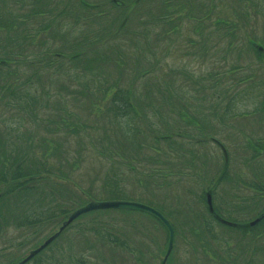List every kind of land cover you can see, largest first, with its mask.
<instances>
[{
    "label": "rangeland",
    "instance_id": "1",
    "mask_svg": "<svg viewBox=\"0 0 264 264\" xmlns=\"http://www.w3.org/2000/svg\"><path fill=\"white\" fill-rule=\"evenodd\" d=\"M82 1L89 4L104 3L102 8L94 9L105 12L99 17L96 26L115 23L110 32L115 37L109 45L128 54L125 58V68L130 75L152 69L149 79L139 81L137 89L140 90L135 92L134 98L143 94V88L152 93L149 100L139 97L144 102H152L155 110H160L161 117L153 110L149 111L155 117L157 129L165 127L182 135L184 141L180 143L184 150L181 159L179 153L164 149L166 152L161 156L159 151L144 148L137 158L131 156L133 164L139 173L151 169L155 171V175L141 176L119 162L120 156L115 153L120 151L114 149V155L108 151L107 147H114L117 142L102 140L104 135L109 133L110 125L107 131L103 129L104 117L100 115L110 95H107L105 100L98 98L96 101L85 100L81 95L72 96L69 93L64 94L61 106L82 117L81 121L92 136L90 138L94 145L87 144L89 140L85 131L76 129L75 132H69L73 126H64L59 135L67 133L69 143L62 150V171L85 192L93 184L94 189L103 186L110 163L126 171L125 175L120 173L118 177L121 186L125 187L130 196L128 199L138 201L139 198L153 203L154 205H149L154 209L158 210L159 207L164 213H169L167 220L176 227L173 249L167 264H214L216 260L206 253L207 247L216 252V247L221 243L225 248H234L236 253L237 245L250 246L254 242L255 232L249 235L248 232L220 226L210 217L202 197L205 198V192L213 187L221 171L223 154L228 153V170L223 181L213 188L212 199L218 210L216 212L228 220L246 222L264 207V113H251L252 109L264 103V60L255 55L249 44L254 41L264 47V0H140L137 3H134L135 0H118L127 4L120 9L111 8L109 3H106L107 0ZM70 3L72 7L77 6L78 0ZM160 16H164L167 21L163 24L155 23V19ZM124 19L126 20L123 21ZM222 22H225V25H222ZM120 25V32L113 33ZM66 28L72 36H77L71 32V26ZM103 33L101 36H108L106 31ZM220 36H226V39L218 44ZM136 42L140 43L138 53L134 48ZM227 44L230 46L228 49ZM142 47L150 49L148 54L142 52ZM236 64L240 65V70L232 72L233 75L227 74V81H235L247 74H253L249 82L239 83L235 89L236 95H240V91L252 83H255L257 88L259 86V89L255 91V95H250V99H243L242 96L238 98L240 102L234 112H240L241 115L226 117L229 127L225 129L216 118L210 116L211 112L205 111L210 103L201 98L197 99L195 87L198 86V90L200 88L199 94L203 93L204 99L210 100L211 92L207 90L209 79L203 82L201 80L209 75L213 78L217 72H227ZM184 72L189 73L190 81L185 78ZM24 74L28 76L30 72ZM168 82L178 96L175 93H167ZM194 82L197 85H193ZM206 82L207 88H204L201 84ZM83 83L86 82H77L70 75L64 74L58 79L41 82L48 87L57 88L63 85L72 87L73 90L82 88ZM41 84L32 83L26 86H34L39 91ZM128 85L130 86L129 81L125 86ZM180 86L184 88L183 91L178 89ZM56 102V99L52 101L50 109L53 111L56 110L53 107ZM202 104L205 107H201ZM2 109L0 102V118ZM201 112H206L207 115L203 118ZM46 113L48 114L47 111ZM64 114L61 112V115ZM192 120L198 125L194 126ZM213 137L224 143L226 150L212 143ZM108 138L114 141V136ZM247 141L259 142L263 146L262 152L254 154ZM0 147H3L0 150L8 148L5 144H0ZM165 147L166 145H161V148ZM185 148L195 154L194 158ZM110 156L115 157V162ZM125 158L130 161L128 156ZM2 160L0 159V169L2 166L7 167L8 163L11 164ZM156 169L162 172H156ZM50 180L54 181V184H68L65 178L57 180L50 177ZM50 180H43L41 183L50 184ZM17 182L19 184L22 180ZM251 183L259 184L260 190ZM69 187L72 193L80 195L75 187ZM7 188L9 186L0 183V196ZM55 196L58 198L56 193ZM37 199L38 196L32 193L0 202V262L13 258L7 264L16 263L22 255L37 247L61 225L59 221L44 223L37 242L33 241L29 247H16L24 244L26 238L24 235L19 236L15 231L24 234L26 228H19L20 221H11L15 216L10 211L13 209L22 214L26 210H21L28 208L27 212H31L34 208H39V204L35 203ZM65 202L68 203V208L76 210L89 201L75 202L71 197ZM153 218L144 212L127 210H99L84 214L62 232L52 248L40 255L39 261L42 264H79L78 261L82 258L87 264H160L167 249L168 235L165 228ZM32 237L34 239V236ZM11 240L17 241L11 243ZM122 244H126L128 249H123ZM245 250L249 256V249ZM253 256H257L256 264H260L262 254ZM244 260L238 257L236 264H246Z\"/></svg>",
    "mask_w": 264,
    "mask_h": 264
},
{
    "label": "trees",
    "instance_id": "2",
    "mask_svg": "<svg viewBox=\"0 0 264 264\" xmlns=\"http://www.w3.org/2000/svg\"><path fill=\"white\" fill-rule=\"evenodd\" d=\"M71 1L73 0H0V102L3 105L0 118V144L8 146V148L0 150V159H3L2 162H11L7 167L2 166L0 169V183L9 186L7 190L2 191L0 202L10 201L11 198L18 199L33 193L34 196H38L35 203L39 204V208H34L35 212L33 210L31 215L34 218H41L43 224L46 220L49 223L52 218H56L59 224L63 223L74 211L73 208H68V203L65 202L71 197L75 202L130 200L128 199L130 196L125 187L121 186V180L118 177L120 173L125 175L126 171H122L113 163H110L109 171L105 174L106 179L103 180V186L94 189L93 184L86 192L62 171L64 168L61 161L62 150L69 143L66 137L67 133L59 135L64 126H73L69 132L72 130L75 132L76 129L85 131L86 138L89 140L87 144L94 145L90 138L92 136L81 121L82 117L65 109V106H61L64 94L81 95L85 100L96 101L98 98L105 100L106 96L110 95L104 105L105 109L100 115L104 117L102 128L107 131L108 125H110L109 133L104 135L102 140L108 139L109 142L118 143L115 144V148L111 146L107 149L112 155H114L112 152L114 149L120 151V153H115L120 156L119 162L131 171L139 173L131 156L137 158L144 148L159 151L161 156L166 152L165 150L179 153V157L183 158L184 149L180 143L184 141L182 135L165 127L157 129L154 122L155 117L149 111L151 109L161 117L160 110H155L152 102H144L140 99V97H144L149 100L152 93L143 88V94L134 98L140 90L137 89L139 81L149 79L152 69H148L147 72L141 71V74L134 73V75H130L126 70L127 53L109 45L115 37L110 34L115 23L96 26L99 17L105 12L94 9L102 8L104 3L89 4L86 1L78 0V5L72 7ZM115 1L107 0L106 3H109L111 8L120 9L122 4H117ZM139 1L135 0L134 3ZM166 21L164 16L155 19V23L163 24ZM224 23L221 24L225 25ZM121 25L113 33H119ZM67 26H71V32L77 36H72L66 28ZM104 31L108 36H101ZM224 39L226 36H220L218 44H221ZM249 44L255 55L264 60L250 42ZM229 47L227 44L226 48ZM134 48L138 53L140 43L136 42ZM149 50L143 48L142 52L148 54ZM130 51L134 53L132 50ZM238 58L239 53L236 56L237 60ZM237 70H240L238 64L233 65L227 72L215 73L214 79L209 75L208 78L201 80L203 82L209 79V88H207V82L201 85L210 90L212 96L210 100L204 99L203 93L199 94L200 88L198 90V86L195 87L197 99L201 98L210 103V107L208 106L205 111L211 112L210 116L218 119L219 122H222L226 117L241 115L240 112H234L240 102L238 98L242 96L243 99H250V95H255V91L259 89V86L257 88L256 84L252 83L245 90L240 91V95H236L235 89L239 83L249 82L253 77V74H247L235 81L229 78L228 81L225 79L228 77L227 74L236 73ZM28 71L30 75L24 76V73H28ZM63 74L70 75L77 82L86 83H83L82 88L77 90L63 85L54 88L41 84V82L58 79ZM183 75L190 81L188 72H184ZM128 81L130 86H125ZM32 83L33 85L41 84L39 87L41 91H38L34 86L32 88L26 86L27 84L32 85ZM195 83L193 85H197ZM171 87L172 85L168 82L166 84L167 93L177 95ZM178 89L183 91L184 88L180 86ZM160 93L164 95L162 92ZM54 99L57 100L53 106L55 111L50 109ZM201 107L205 106L202 104ZM258 111L264 113V103L252 109L251 113L255 114ZM61 112L65 114L61 115ZM206 112L200 113L203 114V118L207 115ZM6 115L9 116L6 117ZM110 136H114V141L108 138ZM185 137L187 138V136ZM203 138L202 136L204 141ZM161 145H166V147L161 148ZM247 145L251 147L254 154L262 152L261 147L263 146L257 141L247 142ZM185 151L191 152L187 148ZM191 153L194 158L195 154ZM125 156H128L130 161ZM110 159L114 162L116 160L114 156H110ZM67 164L69 165L68 161ZM157 171L161 170L156 169ZM6 172L9 177L6 176ZM153 173L155 171L149 169L147 172L139 174L153 177L155 175ZM50 177L57 180L65 178L69 185H62L60 182L54 184ZM223 177L220 178L221 182ZM48 179L50 184L41 183ZM19 180L22 182L17 184ZM69 186L79 190L80 195L72 193ZM252 186L258 187V190L261 187L257 183ZM44 188L46 189L44 190ZM202 198L204 200V197ZM137 200L148 206L153 204L143 199L138 198ZM157 208V211L167 219L169 213H164L159 207ZM215 210L218 211L216 207ZM153 219L164 229L157 219ZM172 226L175 231V225ZM121 247L128 249L126 244H122ZM80 259L79 264H87L84 259Z\"/></svg>",
    "mask_w": 264,
    "mask_h": 264
},
{
    "label": "flooded vegetation",
    "instance_id": "3",
    "mask_svg": "<svg viewBox=\"0 0 264 264\" xmlns=\"http://www.w3.org/2000/svg\"><path fill=\"white\" fill-rule=\"evenodd\" d=\"M264 209V207L262 208V210ZM26 210V211H25ZM28 209H22L21 211H25L24 213H20L18 211H13V209L10 211L12 212V214L15 216V218L11 219L12 222L18 223V221H20L21 223L19 225H21V228L25 227V231L24 234H20L17 231H15L19 236L24 235L25 239V243L16 246L18 247H29L31 245V243L33 241H36L38 238H40L41 236V228L43 225V222H41V218H37L33 215H31V212H27ZM262 210H260L262 212ZM35 212V210H34ZM39 220V221H38ZM52 221H55V223L57 222L56 218H52ZM45 223H48V220L45 221ZM224 226V225H222ZM33 227V229H29ZM226 227V226H224ZM226 228H230V229H234L231 227H226ZM239 231H244L246 230L249 235L250 234H254L255 232V237H254V242L250 244V246H238L237 245V251L235 253V249L233 248V250L231 249L230 246L228 247H224L221 243L219 244L220 246L216 247V252L213 251L210 247L206 248V253L214 258V260H216V263L214 264H236V259L238 257L240 258H244L245 263L246 264H256L257 263V256H253L256 254H262V256H260L259 259V263L261 264V262H264V219L262 221H260V223L254 225V226H250V227H246L243 229H237ZM52 235V233H51ZM47 236L45 239L42 240V242L35 247L34 249L29 250L25 255H22L21 258H19L18 262L23 261L25 258L28 257V255L30 254V252L32 250H36L38 249L40 246L43 245V243L51 236ZM34 236V239L33 237ZM17 240H11L10 242H14ZM20 242V241H18ZM37 242V241H36ZM56 242V240L51 241L46 247H44L42 250H40L35 256L31 257L27 262H25L24 264H42L41 261H39V257L41 254H43L46 250H49L52 248V246L54 245V243ZM213 242V241H210ZM202 244L206 245L205 242H202ZM12 246V245H11ZM49 248V249H48ZM245 249H249V256H247L248 251ZM2 256H0L1 258ZM54 259V258H53ZM13 258L7 262H0V264H7L10 263V261H12ZM264 264V263H262Z\"/></svg>",
    "mask_w": 264,
    "mask_h": 264
},
{
    "label": "water",
    "instance_id": "4",
    "mask_svg": "<svg viewBox=\"0 0 264 264\" xmlns=\"http://www.w3.org/2000/svg\"><path fill=\"white\" fill-rule=\"evenodd\" d=\"M256 50L258 53L264 57V48L260 45H255ZM227 167V159L225 158L224 161V167H223V172L224 173L225 169ZM206 202H207V208L210 211V213L216 217V219L226 225L232 226V227H244V226H253L257 224L263 217H264V212L257 217L253 222L247 223V224H238V223H231V222H226L224 219L220 218L218 215L213 210V205H212V198H211V192H207L206 194ZM95 210H129V211H140L147 213L154 218L158 219L162 225L165 227L167 233H168V246L167 250L165 253L164 258L161 260V264H166L167 259L169 255L172 252L173 248V241H174V229L171 226V224L168 222V220L157 210L154 208L140 203V202H133V201H125V200H111V201H101V202H91L87 204L86 206L79 208L75 210L62 224V226L59 228L58 232L55 233L51 238L45 241V243L40 246L38 249L35 251L30 252L29 256L24 259L22 262L19 264H24L27 262L31 257L36 255L40 250H42L45 246H47L53 239H55L68 225H70L75 219H77L79 216H82L86 213L95 211Z\"/></svg>",
    "mask_w": 264,
    "mask_h": 264
}]
</instances>
